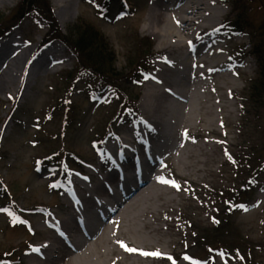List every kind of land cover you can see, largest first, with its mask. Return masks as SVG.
Instances as JSON below:
<instances>
[{
    "label": "rangeland",
    "instance_id": "1",
    "mask_svg": "<svg viewBox=\"0 0 264 264\" xmlns=\"http://www.w3.org/2000/svg\"><path fill=\"white\" fill-rule=\"evenodd\" d=\"M21 1L8 0L6 4H0V20L8 19ZM128 1L76 0L73 16H61L59 20L58 8L54 0H49L65 35L81 19L100 28L113 48L115 69L120 77L132 71L128 68L132 64L128 56L137 41L136 34L152 41V63L148 72L139 78L141 85L130 79L126 83L134 94L141 95L135 110H122V99L115 89L99 87L98 78L91 73L79 76L68 97L62 76L76 67L77 59L64 44L65 48L58 54L72 59L62 70L43 74L33 82V88L26 91L25 97L26 78L17 90L18 94L0 95V264H6L3 261L5 255L13 250L15 253L11 258L17 264H27L29 252L43 241L37 233L41 220L52 221L51 214L60 213L67 194V190L53 188L52 183L62 179L68 187L73 180L88 185L86 177L110 163L108 147L115 146L117 137L123 133L134 134V127L139 125L140 102L147 81L159 67L161 55L159 40L144 29L151 0ZM261 6V0H230L223 6L227 15L218 24L222 20H238L245 15L244 7L246 19L259 27L264 19ZM121 13L127 14L121 17ZM18 27L21 28L17 37L19 42L26 45L39 43L34 54L37 57L44 49L41 43L49 30L47 23L40 16L31 14ZM225 28L213 32L225 45L224 58L246 61L252 71L249 79L235 77L241 86L238 96L242 97L229 100L234 104L233 122L226 128L217 127L220 137L202 141L215 150L214 155H220L222 162L215 166L217 175L209 176L205 184L178 181L184 190L174 204V212L165 215L172 220L171 230L177 246L167 249L171 256L164 264H264V86L263 83L259 85L264 74L261 61L254 54L255 44L264 41V36L255 42L250 27L238 34L231 31L227 34ZM234 41L243 42L246 47L237 46ZM248 53L251 54L249 57ZM257 85L258 105L251 102L252 89ZM64 99L70 100L66 110L71 121L69 125L63 115L54 111L60 104L66 108ZM109 128L116 134H110ZM67 151H72L78 158L66 155ZM260 151L263 156H259ZM56 152L62 153L51 157ZM102 154H106L103 159L100 158ZM74 171L84 173L86 177ZM38 206H45L46 210L42 211L43 208ZM213 219L219 223H214ZM23 221L29 222L27 228ZM222 231L228 242H238L242 238L252 249L241 250L245 244L220 249L217 241ZM123 254L138 258L128 246Z\"/></svg>",
    "mask_w": 264,
    "mask_h": 264
},
{
    "label": "bare ground",
    "instance_id": "2",
    "mask_svg": "<svg viewBox=\"0 0 264 264\" xmlns=\"http://www.w3.org/2000/svg\"><path fill=\"white\" fill-rule=\"evenodd\" d=\"M228 1L151 0L144 29L159 40L161 57L140 102L139 125L108 147L110 164L92 171L88 185L72 181L60 213L41 220L43 241L27 264H164L171 256L167 249L177 242L165 215L184 190L178 181L205 184L217 175L220 155L202 141L233 122L229 100L241 89L235 77L249 79L252 71L246 61L224 58L225 45L213 34ZM75 2L54 0L59 20L73 16ZM20 29L0 40L1 97L18 94L26 78L25 97L34 81L72 59L58 54L61 42L34 57L39 43L19 42ZM126 246L138 258L123 254Z\"/></svg>",
    "mask_w": 264,
    "mask_h": 264
},
{
    "label": "trees",
    "instance_id": "3",
    "mask_svg": "<svg viewBox=\"0 0 264 264\" xmlns=\"http://www.w3.org/2000/svg\"><path fill=\"white\" fill-rule=\"evenodd\" d=\"M239 4L243 5L244 3L243 1H239ZM261 5V8H264V0H261ZM31 13L39 15L48 24L49 30L45 36L44 44L50 43L54 40H61L76 56L77 65L74 70L72 72H66L62 76L64 86L66 87V95L68 97H70L79 76L84 73H91L98 78L99 87H112L116 90L117 95H120V99H122V110H133L135 108L136 102L141 95L140 93L134 94L132 90L126 87V83H129L128 80L130 79L139 85L141 81L139 78L142 77L151 66L153 43L149 38H141L139 34H136L137 41L134 44L133 51L128 56L129 63L132 62L131 66L129 65L128 68L132 69V71L127 76L120 77L115 69L116 58L113 48L106 36L100 31V28L94 24L88 23L85 19H81L69 30V33H66L65 35L58 25L49 0H22L8 19L0 20V37L10 31L13 27L17 26L28 14ZM243 13L245 15L247 14V10L244 7ZM245 15L234 22H228L226 25L229 26V29L231 30H243L245 27H250L254 36L253 41L256 42V40L258 41L264 36V19L259 27H254L249 23ZM255 54L261 61L262 72L264 74V41L261 43L259 41L258 44H255ZM262 83V86H264V80L259 83V85ZM259 85L252 89L251 102L256 105H258V99L255 96V92L257 91L258 93L257 87ZM69 102V99H64L63 104L66 108L60 104L54 110L57 115H63L67 119L65 122L66 125L71 124L66 113V110L69 109ZM62 152H56L51 155V157H58ZM66 155L76 157L72 151H67ZM260 155L263 156V151H260L259 156ZM230 206H232V203ZM222 233L223 234L217 241L219 248L243 246L245 244V247H242L241 250H244L245 248L252 249V246L242 238L238 242L236 240L228 242L224 231H222ZM211 240H213V237ZM13 252L15 251L13 250L11 253ZM11 257V254L5 255L4 262L7 264L16 263L15 261H11Z\"/></svg>",
    "mask_w": 264,
    "mask_h": 264
},
{
    "label": "snow or ice",
    "instance_id": "4",
    "mask_svg": "<svg viewBox=\"0 0 264 264\" xmlns=\"http://www.w3.org/2000/svg\"><path fill=\"white\" fill-rule=\"evenodd\" d=\"M99 7V6H98ZM127 13H121L120 16L123 17L124 15H126ZM214 223H219V221H216L215 219H213ZM158 255V254H157Z\"/></svg>",
    "mask_w": 264,
    "mask_h": 264
}]
</instances>
